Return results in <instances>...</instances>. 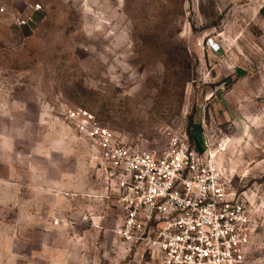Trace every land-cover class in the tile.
Listing matches in <instances>:
<instances>
[{"label":"rangeland","instance_id":"374dc122","mask_svg":"<svg viewBox=\"0 0 264 264\" xmlns=\"http://www.w3.org/2000/svg\"><path fill=\"white\" fill-rule=\"evenodd\" d=\"M74 109L254 194L264 264V0H0V264H158L117 235L121 181Z\"/></svg>","mask_w":264,"mask_h":264},{"label":"built area","instance_id":"2783aa9c","mask_svg":"<svg viewBox=\"0 0 264 264\" xmlns=\"http://www.w3.org/2000/svg\"><path fill=\"white\" fill-rule=\"evenodd\" d=\"M22 27L26 22L17 20ZM211 52L220 47L207 41ZM66 121L118 174L125 218L117 235L146 245L158 264H245L254 230V194L230 192L220 170L187 147L164 153L120 143L85 109Z\"/></svg>","mask_w":264,"mask_h":264}]
</instances>
